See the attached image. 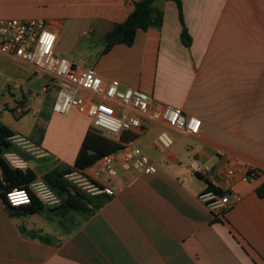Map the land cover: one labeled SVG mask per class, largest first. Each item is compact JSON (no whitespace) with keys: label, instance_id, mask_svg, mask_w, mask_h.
I'll return each mask as SVG.
<instances>
[{"label":"crops","instance_id":"obj_1","mask_svg":"<svg viewBox=\"0 0 264 264\" xmlns=\"http://www.w3.org/2000/svg\"><path fill=\"white\" fill-rule=\"evenodd\" d=\"M136 1L0 0V20L45 21L57 34L56 53L77 67L94 68L122 89L142 90L154 103L202 121L195 137L160 124L131 135L155 149L148 156L157 173L121 168L114 179L121 190L92 216L56 210L60 204L12 216L0 197V264H264V198L256 192L264 175L251 180L244 170L246 163L264 169V0H182L188 44L177 4L160 0V27L139 30L132 46L118 44L104 54L106 34L127 19ZM18 65L26 73L19 89L37 74ZM37 76L42 87L47 84ZM19 103L23 113L10 109L20 121L11 125L0 117L15 133L1 148L4 155L23 159L24 170L38 179L73 166L90 123L74 110L56 113L43 99L23 95ZM41 124L42 132L34 134ZM164 130L173 140L171 160L155 146ZM54 136L60 148L51 147ZM19 139L42 154L28 152ZM193 159L212 167L214 178L194 174L188 168ZM207 189L230 198L222 220L199 199Z\"/></svg>","mask_w":264,"mask_h":264},{"label":"built area","instance_id":"obj_2","mask_svg":"<svg viewBox=\"0 0 264 264\" xmlns=\"http://www.w3.org/2000/svg\"><path fill=\"white\" fill-rule=\"evenodd\" d=\"M56 43V32L43 20H0V57L46 77L48 82L42 87V92L57 91L53 106L56 113L67 115L74 109L91 120L94 131L117 142L126 135L144 134L151 124H160L183 136L200 135L202 121L199 118L186 115L171 105L154 103L152 97L142 90L122 89L118 80H104L94 68L77 67L56 53ZM12 109L20 114L25 111L21 103H15ZM18 141L26 146L28 152L36 156L42 154L28 141ZM131 141L123 142L121 150L102 157L88 168L73 169L65 175V179L89 195L112 197L121 190L114 182L121 168L130 167L146 175L157 173L155 161L139 147H133ZM155 146L171 160L173 140L165 130L157 136ZM5 157L13 167L27 168L20 157L14 154ZM188 168L208 181L215 176L212 167L195 159ZM244 170L251 180L264 175V169L252 163H246ZM232 174L233 170L227 172V175ZM32 196L46 205L60 204L59 197L42 178H37L27 188H15L8 192L7 201L11 206L18 207L30 204ZM199 199L217 220H222L231 207L228 195H220L211 189L202 192Z\"/></svg>","mask_w":264,"mask_h":264},{"label":"trees","instance_id":"obj_3","mask_svg":"<svg viewBox=\"0 0 264 264\" xmlns=\"http://www.w3.org/2000/svg\"><path fill=\"white\" fill-rule=\"evenodd\" d=\"M160 0H139L134 2L133 11L122 23H117L113 30L106 34L104 38L103 53L107 54L115 45L125 44L132 46L135 42L139 30L147 31L153 27H160L163 22V12L155 4ZM168 1V0H164ZM177 4L179 18L183 24L182 39L188 44L189 37L187 29L184 26L182 0H172ZM15 133L6 125L0 122V197L8 209L9 213L14 215H32L42 211L45 205L32 196L30 204L14 207L7 201V193L15 188H27L37 179V174L30 170H22L13 167L5 158L1 148L10 146L11 139ZM131 135L124 136L117 142L102 136L90 128L82 142L78 156L73 166L63 169L60 167L43 175V181L52 189L61 200L56 210L75 211L92 216L97 212L110 197L105 194L96 196L89 195L77 186L71 184L65 179V175L73 169L83 170L93 165L97 160L106 155H110L122 149V143L133 140ZM257 195L264 198V184L257 189ZM220 195H226L225 192H218Z\"/></svg>","mask_w":264,"mask_h":264},{"label":"rangeland","instance_id":"obj_4","mask_svg":"<svg viewBox=\"0 0 264 264\" xmlns=\"http://www.w3.org/2000/svg\"><path fill=\"white\" fill-rule=\"evenodd\" d=\"M78 55H81V53H78ZM80 65H84L83 59L79 62ZM42 76V75H41ZM26 77L25 71L22 70L21 66L18 64H15L13 62H9L7 60L0 59V117L3 118V120L6 123H15L16 121H20V118L15 114L14 111H11L10 106L14 105L15 103H19L23 99V95L29 99V98H39L47 101L52 105L54 104L56 97H57V91L55 89L49 90L47 93H42L41 87H42V78L38 77L37 75H32L30 80H26V83H23L22 88H15L16 83H22V78ZM31 90V94H27V90ZM74 110V109H73ZM73 110L71 112H73ZM76 110H74L75 112ZM44 114V113H43ZM47 114H51V111L48 109V111H45V115L47 117ZM59 114V113H58ZM78 114H80L78 112ZM83 116L85 119V122L90 123L91 126V120ZM17 116V117H16ZM50 115H48L49 119ZM33 118V117H32ZM31 120V117H28V119L22 120L20 123L22 127H28V122ZM33 120V119H32ZM42 124L37 126L36 129H34V134L41 133ZM34 136V135H33ZM28 139V138H25ZM33 140V138H29ZM141 137L137 138V140H132L130 143L133 147H139L144 153L147 155L148 152L156 154L155 149L151 147V145L148 143L147 148L140 143ZM34 141V140H33ZM58 139L56 136L52 137L50 139L51 147L54 149V147L60 148V144H56ZM5 147V146H3ZM6 156V155H5ZM6 158V157H5ZM7 159V158H6ZM33 160H36L33 158ZM65 167H68L66 165H63L60 167V169H63Z\"/></svg>","mask_w":264,"mask_h":264}]
</instances>
